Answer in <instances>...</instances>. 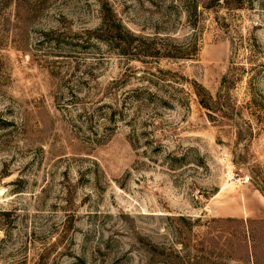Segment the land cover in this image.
<instances>
[{
    "label": "rangeland",
    "instance_id": "374dc122",
    "mask_svg": "<svg viewBox=\"0 0 264 264\" xmlns=\"http://www.w3.org/2000/svg\"><path fill=\"white\" fill-rule=\"evenodd\" d=\"M0 264H264V0H0Z\"/></svg>",
    "mask_w": 264,
    "mask_h": 264
},
{
    "label": "trees",
    "instance_id": "16d2710c",
    "mask_svg": "<svg viewBox=\"0 0 264 264\" xmlns=\"http://www.w3.org/2000/svg\"><path fill=\"white\" fill-rule=\"evenodd\" d=\"M211 1V0H210ZM215 2L219 0H214ZM194 15V14H193ZM113 25L109 27L111 31H108L110 41L119 40V36L122 33L128 34V32L121 27V25L112 20L111 22ZM131 37V35H130ZM132 40L136 42L134 45H130L128 52L131 54V58H139V57H164V58H180L183 57L184 59H191L192 53L194 52L193 46L191 44L181 51L179 45L173 43L171 39H168L171 43V49H167L166 45L157 44L156 39H146V38H136L132 37ZM146 77H142L141 79H145ZM148 80V79H146ZM148 82V81H147ZM228 78L225 76L221 79V86L229 84ZM192 92L195 96L198 105L207 111V116L210 117V114L214 111L218 110V103L217 101L213 100L209 94L199 85L194 84L192 85ZM218 96V95H217Z\"/></svg>",
    "mask_w": 264,
    "mask_h": 264
}]
</instances>
